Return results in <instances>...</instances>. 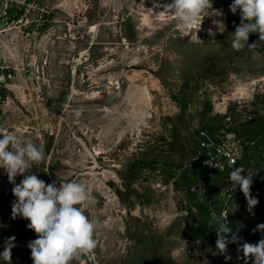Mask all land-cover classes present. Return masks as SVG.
<instances>
[{
    "label": "rangeland",
    "instance_id": "374dc122",
    "mask_svg": "<svg viewBox=\"0 0 264 264\" xmlns=\"http://www.w3.org/2000/svg\"><path fill=\"white\" fill-rule=\"evenodd\" d=\"M171 2L0 0V132L43 150L39 179L84 184L98 224L72 264H254L237 249L264 239V41L232 49L233 0H212L223 16L205 17L201 41L184 36L154 16ZM236 167L252 176L251 211ZM13 187L0 168V253L15 237L11 264H33L37 234L12 218ZM213 213L238 237L224 254Z\"/></svg>",
    "mask_w": 264,
    "mask_h": 264
},
{
    "label": "clouds",
    "instance_id": "9594fccd",
    "mask_svg": "<svg viewBox=\"0 0 264 264\" xmlns=\"http://www.w3.org/2000/svg\"><path fill=\"white\" fill-rule=\"evenodd\" d=\"M229 7L233 14L239 10L241 17L240 24L230 35L232 49L240 51L247 46L250 50H257L261 45L249 44L248 41L253 33H258L259 40L264 41V0H233ZM160 15H170L184 36L190 35L192 39L201 41L196 33L205 17H222L223 10L214 8L212 0H172L154 16ZM212 22L221 33L224 32L222 20L214 19ZM193 32L195 36H192ZM254 55H260L259 51H254ZM75 115L79 116L80 112ZM44 159L45 153L36 144L24 141L14 132H0V168L5 170L9 182L14 185L12 194L17 198L12 204V218L20 216L28 220L27 227L37 234V238L28 244L33 264H72L96 248L94 235L98 224L85 215L89 196L84 184L76 181L60 182L59 185L46 183L31 172L33 166ZM244 172L243 167H236L229 173V180L233 190L240 187L251 211L258 200L250 192L252 176L248 173L242 175ZM18 175L23 179L16 184ZM227 217V213H222L220 218L212 214L213 220L218 221L216 248L221 254L227 252L229 243L238 242L235 234L231 238L228 236L232 229ZM257 229L264 231V224L258 225ZM14 241L15 237L8 238L4 251L0 253V260L8 264H11ZM237 251L243 253L246 261L251 258L254 264H264V239L255 244L245 242ZM225 259L231 257L225 256Z\"/></svg>",
    "mask_w": 264,
    "mask_h": 264
},
{
    "label": "built area",
    "instance_id": "2783aa9c",
    "mask_svg": "<svg viewBox=\"0 0 264 264\" xmlns=\"http://www.w3.org/2000/svg\"><path fill=\"white\" fill-rule=\"evenodd\" d=\"M3 79H4V75H2V73L0 72V83L2 82ZM204 144H206V142ZM227 160H228V163L230 165H236V163L238 161L237 157L233 153H228L227 154Z\"/></svg>",
    "mask_w": 264,
    "mask_h": 264
}]
</instances>
